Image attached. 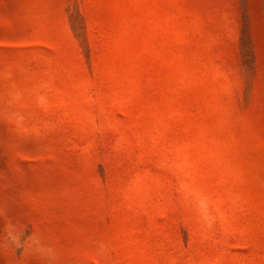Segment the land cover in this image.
<instances>
[{
    "label": "rangeland",
    "instance_id": "rangeland-1",
    "mask_svg": "<svg viewBox=\"0 0 264 264\" xmlns=\"http://www.w3.org/2000/svg\"><path fill=\"white\" fill-rule=\"evenodd\" d=\"M0 264H264V0H0Z\"/></svg>",
    "mask_w": 264,
    "mask_h": 264
}]
</instances>
